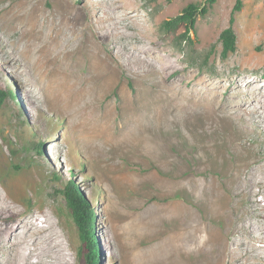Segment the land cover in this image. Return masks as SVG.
<instances>
[{
	"label": "rangeland",
	"instance_id": "1",
	"mask_svg": "<svg viewBox=\"0 0 264 264\" xmlns=\"http://www.w3.org/2000/svg\"><path fill=\"white\" fill-rule=\"evenodd\" d=\"M24 1L36 21L29 33L16 41V49L11 42L20 29L9 39L0 36V91L6 95L0 103V193L14 208L0 214V264L8 263L6 232L35 214L40 220L42 214L50 217L61 237L53 264H82L81 240L60 192L68 177L94 213L97 264H264V259L217 257L231 238V222L237 221L227 204L225 175L237 165L244 167V159L255 160L250 173L261 170L264 117L253 123V110L242 119L224 114L220 104L200 103L196 93L202 85L219 86L220 96L227 86L236 98L244 94L234 89L237 83L264 92V0H241L233 25L236 51L226 58L218 38L236 0H216L207 14L197 16L191 32L194 48L209 54L201 67L200 61L188 63L184 51L173 46V36L160 34L158 26L189 3L207 0H1L0 5ZM61 5L62 12L84 15L89 25L74 42L56 36ZM90 7L95 15L89 17ZM106 31L109 42L97 35ZM61 42L67 47L64 55ZM91 42L97 46L94 60ZM72 45H78L77 51H71ZM24 63L30 73L22 71ZM88 73L91 81L80 82L88 80ZM19 83L36 95L34 104L26 105ZM38 84L46 87V103ZM62 88L77 101L72 117L49 103L62 96ZM167 100L175 111L169 107L170 113ZM161 106L176 117L174 122L162 123ZM259 110L264 113V107ZM209 180L213 186L193 196ZM211 186H217L219 198L211 195ZM237 198L235 210L243 223L264 225V214H253L248 197L241 192ZM255 205L264 211V202ZM163 211L167 216L161 214L158 222ZM239 228L246 240L248 234ZM162 242L166 259L158 255Z\"/></svg>",
	"mask_w": 264,
	"mask_h": 264
},
{
	"label": "bare ground",
	"instance_id": "2",
	"mask_svg": "<svg viewBox=\"0 0 264 264\" xmlns=\"http://www.w3.org/2000/svg\"><path fill=\"white\" fill-rule=\"evenodd\" d=\"M24 2H22L19 5H16L17 3L15 5H11V4L0 5V36L9 39L10 37H12L16 33V30L20 29V36L18 35L19 38L15 39L14 41L11 42V45L13 47H15L14 49L17 48L16 41L22 40L24 35L29 33V31H30L29 26L32 23L36 22L34 20L35 19L34 18V10L32 8L28 7V5H26L27 2H25V3ZM60 2L62 4V0H60ZM86 11L88 12L87 15L89 17L91 15H95V8L94 7H90L88 9L86 8ZM83 16L84 15H81L80 13H78L76 11L73 12L72 9L71 10L64 9L62 12V5H61L59 10H58V14H56V18L58 19V23H57L58 24V27H57L58 32H57L56 36L58 37V36H60V34H62L63 39L70 40L72 38L71 41H73V42L76 41L77 37L78 36L80 37V35H82V31L84 30V27L89 26L88 24H84ZM105 19L106 18H103V21ZM85 21H86V19H85ZM62 24H64V25H62ZM107 24H108V22L106 21V24L104 23V25L106 26V28L104 26L105 30L110 28L109 26H107ZM55 26H57V25H55ZM62 31H63V33H62ZM66 31H68L69 33L67 34ZM105 34H106L105 36H103V34H100V33L97 35H99L105 41L109 42L108 40H110V37L108 35H110V34L107 35V31ZM57 37H55L56 41L58 39ZM59 38H61V37H59ZM63 39H61V40H63ZM3 40L4 39H2V41ZM7 42H8V40H7ZM63 42H65V41H63ZM63 42H61V43H63ZM65 43H63L64 46H65ZM95 43H96V41H95ZM89 45L91 47L89 57L93 58V60H94L98 55L97 50H96L97 46L93 42L89 43ZM68 46L70 47V45H68ZM77 46L78 45H74V46L72 45L70 48L71 51H73V49H75L77 51ZM59 48H62V47H59ZM66 49H67L66 46L64 48H62V55H64L66 53ZM19 53H20V51H19ZM103 61H105L104 58H103ZM24 64H25L24 70L22 69V71L30 73L29 66L26 63H24ZM104 68L107 69L106 66ZM94 72H95V67H90L89 73H94ZM89 73H88V76L86 75L88 80L80 79V82H86V83L90 82L92 76L89 75ZM106 80H107V85H108L110 78L107 77ZM38 86H39L40 93L43 94L44 102L46 103L47 102L45 99V93L47 91L46 87H44L41 84H38ZM18 87L26 98V101H25L26 105L28 103L34 104V102H35L34 99H36L35 98L36 95L33 94L32 92H30L31 90L23 88L22 84H20V83L18 84ZM251 88H253V86L251 84L240 85L239 83H237V85L234 87V89L239 90V91H244V94H242L241 96L238 95L236 98H234L233 94H231L229 92L227 86L224 88V91L222 93L220 92L221 93L220 96L218 95L219 86L210 87L208 85H202L199 89H196V93H197V99L200 101V103H203V104L208 105V106L220 104L218 106V108L220 109V111L222 113L227 114V115L232 114L236 118L242 119V118H244L243 113H245V112L249 113L250 110H253L257 113L255 116L252 117L254 120L253 123H256L255 118H257V117L263 118L264 117L262 115L264 113H261V111L259 110V108L264 107V92L257 94L256 91H250L249 89H251ZM59 95L52 97L50 99V101L48 100L49 103H51V105L55 106L58 110H61L62 112L66 113L68 115V117H72L73 115H75L76 114L75 112L78 111L77 107H76L77 101L75 99H72V98L68 99V96H67V94L65 95L63 88H62V96H59ZM198 95H199V98H198ZM170 98H171V96L169 97V99ZM175 98H176V96H175ZM165 103H166V100L164 101V104ZM167 103H168V110H169V107H171L172 108L171 110L175 111L174 109L177 108V107H175V104L173 105L171 100H170V102L167 100ZM159 105H161V104H159ZM161 109H163V110H159V111H160L161 121H163L162 122L163 124H164V122H165V124L167 122L172 123L176 120V117H174V120H173L171 115H169L171 113L170 110H169L170 113L167 114L168 111L166 108H162V106H161ZM169 118H170V121H169ZM164 119H166V120L164 121ZM78 124H80V121L78 122ZM239 143H240V141H239ZM253 162H255V160L248 161V160L244 159V163H245L244 167L237 165L234 168L233 172L229 171V172H227V175H225L227 178L223 181V183H225V185L227 186L228 194H229V197L231 199V203L228 202L227 204H229V208H230L229 210H231V208L233 209V216L237 221H235L236 224L233 223V221L231 222L232 227H233V232L231 233V238L229 237V239H230L229 242L228 243L225 242L222 245V247L217 251V254H218L217 257L218 258L222 259L224 256H228V258H230V260L232 262L233 261H244L245 262L246 260H249V259H255L257 261H262L264 259V225H257L255 227V224H254V227H253L252 225L248 224L247 222H246L247 223V225H246V223H243V221L241 219L242 214H239L241 212L239 211V213H238V211H237L238 209L235 210V208L237 206L235 204V201L236 200L240 201V199L237 197H239L241 192H242L243 194H245L248 197L249 202L253 203L251 205V207H252V210L254 213L252 211L251 212L256 216L257 215L261 216L262 214H264V211H260L258 208H256V205H255V203L264 202L263 193H261V191H264V182L262 181V178H264V165L262 166L261 170L257 169V172L252 171L250 173L248 169L250 168V165L253 164ZM67 179H68L67 184L73 185V188L76 189V186L73 183L74 181L70 177H68ZM163 181L164 180H162V182ZM211 182L214 183L212 180H209V183L205 182L204 185H199L198 186L199 188L196 189L197 191L193 192V194H194L193 196H195L196 194L198 195L199 193L203 192L204 189H206L207 187L212 185ZM254 184L255 185L257 184L259 187V189L257 191H254V186H253ZM212 186H211V188L213 190L211 191V195H217L216 197L219 198L220 195H219V191H218L217 186L216 187H212ZM235 198H236V200H235ZM173 202H175V201H173ZM179 207H181V206H179ZM12 209H14V208L11 206V203L8 202L7 196L0 193V214L4 213V212H8ZM223 212H226V211H223ZM223 212L221 210L220 213H223ZM161 214H164L165 217L167 216L165 211H163V213L159 212L157 215L158 219L156 217L157 221L160 220L161 218L163 220L164 216ZM41 216L44 217L43 220H40L39 216L35 214L34 216H32L27 221H21V222L17 223V225L15 227H13V229L11 228V231L6 232V236H7L6 237V239H7L6 244L7 245L5 247L7 248V252H6V258L8 261L7 264H20L18 257L21 253L23 255V263L24 264H53V258H55V256H57L59 254V250H57V245H58L57 242L59 241V238H61V237L59 235H57V232L54 230V227L50 223V217H47L46 214H42ZM139 221H140V219H139ZM95 222H96V219H95ZM95 222H94V226H95ZM222 225L224 226V228L228 227V225H226V224H222ZM220 227H221V225H220ZM239 227H241V229H244L245 233L248 234V238L245 237L246 240H248V241L243 240L241 238L240 231H242V230H239L240 229ZM168 237H169V235H168ZM185 240H186V238H185ZM173 242H174V240H173ZM219 242H220V240H219ZM165 243H166V241H165ZM165 243L162 242V243L157 245L158 255L160 258L165 257L166 250H167ZM62 245H63V243H62ZM173 249H175V248H173ZM166 257H165V259H166ZM251 264H253V263H251Z\"/></svg>",
	"mask_w": 264,
	"mask_h": 264
},
{
	"label": "trees",
	"instance_id": "3",
	"mask_svg": "<svg viewBox=\"0 0 264 264\" xmlns=\"http://www.w3.org/2000/svg\"><path fill=\"white\" fill-rule=\"evenodd\" d=\"M216 0H207L203 3H189L181 12L173 18L162 21L158 26L160 34L173 36V46L184 51L188 63L201 65L207 64L209 54H198L194 48V39L191 38V32L195 33V22L198 15L204 16L211 9ZM241 0H236L231 11L228 26L219 34L218 41L222 46L221 57L226 58L229 54L236 51L237 37L233 29L235 23V14L240 11ZM6 95L0 91V103ZM41 145V144H39ZM41 145L40 147H42ZM76 186V185H75ZM63 193L67 207L70 210L71 217L77 228L80 240V259L82 264H97V251L99 252L98 240L94 234V213L83 201L79 195L78 187L67 184L60 190ZM99 264V263H98Z\"/></svg>",
	"mask_w": 264,
	"mask_h": 264
}]
</instances>
